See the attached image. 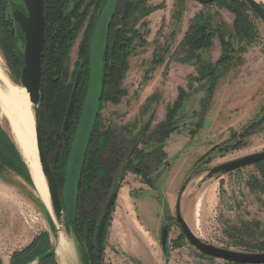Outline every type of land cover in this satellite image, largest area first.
I'll return each instance as SVG.
<instances>
[{"label":"rangeland","instance_id":"374dc122","mask_svg":"<svg viewBox=\"0 0 264 264\" xmlns=\"http://www.w3.org/2000/svg\"><path fill=\"white\" fill-rule=\"evenodd\" d=\"M257 1L264 4V0ZM147 3L157 8L134 26L140 35L133 42L135 50L129 57V71L123 81L122 90L127 95L121 96L118 103L102 101L98 127L110 128L120 148L127 144L126 139L138 137L148 119L152 121L145 135L164 119L166 107L176 98L177 86L184 87L186 99L175 121L177 129L164 142L167 156L163 158L158 151L141 162L133 156L132 166L143 169L142 174L115 170L120 186L113 210L109 211L106 243L98 264H238L203 255L190 245L175 225L174 204L187 178L180 198L181 215L197 237L239 251H256L264 246V183L260 167L251 164L206 178L208 169L215 165L264 150V121L260 122L264 118V23L251 10L246 11L255 25L253 40L248 43L236 37L235 15L214 3L197 0H148ZM20 4V0H0V64L12 82L22 85L19 54L23 43L11 15L12 7ZM84 9L87 15L66 51L65 85L68 86L74 84L80 69L87 28L99 12L92 0H85L78 12ZM198 12L209 16L211 25L220 28L225 40L230 39V58L216 64L212 90L210 77L196 80V63L182 65L177 61L181 55L177 53L180 42ZM77 14L72 18L74 22L79 21ZM222 52L218 35L212 39L209 49L199 50L204 62L211 65ZM154 53L160 55L161 62L150 74L148 69L153 65ZM147 73L151 76L145 83L143 76ZM149 96L156 99L146 102ZM33 109L31 103L32 114ZM251 124H255L252 133L240 136ZM0 126L9 134L5 117L0 116ZM140 140L137 149L149 151L155 147L147 136H140ZM49 156L54 160L52 152ZM22 160L29 171L23 157ZM145 177L150 179V187L144 183ZM62 185H58L59 195ZM121 190L128 198V210L122 206ZM97 207L102 213L103 206ZM164 225L168 229L166 251L162 250L160 237V228ZM43 231L48 233L50 243H55L44 204L33 183L15 170L1 167L0 258L3 263L8 264L13 252L24 248ZM69 245L67 264H89L74 240L69 239ZM55 259L59 264L56 256Z\"/></svg>","mask_w":264,"mask_h":264},{"label":"trees","instance_id":"16d2710c","mask_svg":"<svg viewBox=\"0 0 264 264\" xmlns=\"http://www.w3.org/2000/svg\"><path fill=\"white\" fill-rule=\"evenodd\" d=\"M85 0H43L45 28L44 43L42 48V68L40 78V103L38 107V121L40 124L41 144L44 152L48 157L52 169L55 174L56 185L63 183V177L67 162L68 150L71 139L75 132V128L81 113L82 104L86 92L87 80L89 74L90 59V41L95 21L87 28L86 36L83 41L82 57L79 74V84L75 96V104L73 107L72 117L66 130L63 129V121L66 108L69 102L73 84L65 85V62L66 51L70 42L73 40L75 33L81 26L82 19L87 15L84 9L78 12L80 6ZM148 0H119L109 28L108 43L103 58V81L104 88L102 100H110L112 103H118L120 97L125 94L122 90L121 80L128 68V57L134 50V40L140 35L135 24L141 19L149 15L157 6H149ZM204 4H216L219 7L226 8L231 11L235 17L233 20V29L236 37L250 43L255 33V25L247 10L257 16L251 7L244 0H197ZM104 0H92V4H96L99 11ZM91 4V3H89ZM78 14L79 21L74 22V13ZM99 13V12H98ZM98 16V14H97ZM96 16V18H97ZM142 26L146 27V22L142 21ZM218 35L222 44L223 52L218 61L214 65L204 62L199 50L209 49L212 45V39ZM9 37V35H8ZM14 37V36H13ZM230 39L225 40L223 32L219 27H213L209 16L198 12L192 18L189 26L180 42L179 50L181 55L177 61L181 63H196L197 78L203 80L206 76L212 79L209 89L212 90L216 80V64L230 58L229 47ZM161 62V57L154 53L153 63ZM76 74V75H77ZM75 77V76H74ZM185 91L182 87L178 89V95L172 106L168 108L165 119L158 123L157 126L145 135L151 123V119L143 126L139 132L141 138L147 136L148 141L158 145V149L162 151V144L168 138L169 134L176 129V112L181 107L185 98ZM264 121V118L260 122ZM258 121V123H260ZM255 123V124H258ZM254 125H249L243 129L240 136H247L252 133ZM237 135H234L236 137ZM135 139H126L127 144L119 148V144L112 134L110 128L100 130L98 127V118L90 138L88 149L86 152L76 207V220L71 224V230L74 232L76 226L79 227V241L84 244L83 258L86 263L98 264L102 259V253L106 243L107 229L110 220V212L114 207V200L117 194V188L120 186L116 177L115 170H127L124 168L126 156L129 155L135 145ZM142 141V140H141ZM50 152L54 155L51 160ZM137 158H143L151 153L145 150L137 151ZM163 154V153H162ZM260 167L263 183H264V161L255 163ZM8 167L15 170L18 174L32 184L27 168L22 157L8 133L0 126V169ZM59 192V190H58ZM108 202H111V208L107 217L106 224H100L102 216L100 208H104ZM102 230L97 234L95 229ZM183 235V234H182ZM50 244L48 233L43 231L32 241L26 251L30 252L29 258L46 250ZM98 244V245H97ZM166 251V249L164 250ZM256 251H264V246H260ZM98 261L95 263V261ZM47 264H51L48 263ZM93 261V262H92ZM56 264V263H54Z\"/></svg>","mask_w":264,"mask_h":264},{"label":"water","instance_id":"95a60500","mask_svg":"<svg viewBox=\"0 0 264 264\" xmlns=\"http://www.w3.org/2000/svg\"><path fill=\"white\" fill-rule=\"evenodd\" d=\"M20 1V8L13 9L11 13L14 26L17 30V36L23 43V50L21 51V55L19 54V79L22 86H24L27 90L29 100L34 106V133L37 158L40 171L45 180L49 205L53 213L52 215L55 217L56 223L61 228V231L64 233V235L73 241L74 236L72 235L73 232L71 230V224H73L76 220V207L81 172L90 138L92 136L100 109L104 86L103 58L108 43L110 24L115 14L119 0H104L95 20L90 41V61L87 88L81 113L69 145L61 195H59L57 189L54 171L41 144L40 124L37 117L41 98V58L45 27L43 0ZM244 1L264 23V5L257 0ZM78 80L79 74H77L75 77L69 102L66 108L63 121L64 130L68 128L72 117ZM259 161H264V150L250 153L215 165L208 169L206 178H212L215 175H221L244 166L255 164ZM28 172L32 180L31 173L30 171ZM186 183L187 181L181 187L177 197L175 206V219L180 225L181 232L187 239L188 243L192 245L198 252L206 256L219 258L238 264H264V251H239L216 246L201 240L191 231L187 223L184 221L180 211V198ZM42 203L44 204L43 200ZM44 207L46 220L50 227L52 237L55 239L57 238L56 224L53 221L51 214L49 213L45 204ZM110 208L111 202H108L102 214L100 221L101 225L104 224L105 219L109 214ZM167 236L168 229L167 227H163L161 232V246L163 251L166 249ZM55 249L56 245L54 243L51 244L50 249L46 253L41 254L38 259H42L43 257L47 256H56Z\"/></svg>","mask_w":264,"mask_h":264},{"label":"bare ground","instance_id":"6f19581e","mask_svg":"<svg viewBox=\"0 0 264 264\" xmlns=\"http://www.w3.org/2000/svg\"><path fill=\"white\" fill-rule=\"evenodd\" d=\"M0 116L8 121L9 134L18 147L31 173L37 194L43 200L46 208L57 227L55 238L56 258L59 264H67L70 255L69 238L64 235L51 213L48 192L44 177L40 171L37 158L34 133V117L31 111V102L24 86L10 80L0 64ZM37 161V162H36ZM120 200L124 209H129V201L124 190L120 192Z\"/></svg>","mask_w":264,"mask_h":264},{"label":"flooded vegetation","instance_id":"af4514ba","mask_svg":"<svg viewBox=\"0 0 264 264\" xmlns=\"http://www.w3.org/2000/svg\"><path fill=\"white\" fill-rule=\"evenodd\" d=\"M263 4V3H262ZM264 5V4H263ZM16 8H20V6H18V7H12V10L13 9H16ZM254 12V11H253ZM255 13V12H254ZM256 14V13H255ZM257 15V14H256ZM12 23L14 24V21L12 20ZM6 25H9L8 23H5ZM45 28V27H44ZM92 36V35H91ZM129 57H130V55H129ZM129 57H128V59H127V61H128V68H127V70H126V72H125V75H124V77H123V79L121 80V87L123 86V81H124V79L126 78V75H127V72L129 71ZM179 62V61H178ZM151 63L153 64L151 67H149V69H148V72L150 73H152V72H154L155 70H156V68L158 67L157 65L158 64H154L153 63V59H152V61H151ZM180 64H182V65H184L185 63H181V62H179ZM149 73H147L146 75H144L143 76V80H144V82L145 83H147L149 80H150V76L151 75H149ZM150 73V74H151ZM89 75V74H88ZM88 82V81H87ZM78 84H79V80H78ZM182 87V86H181ZM87 88V87H86ZM103 88H104V86H103ZM182 89L183 90H185L184 89V87H182ZM86 93V92H85ZM102 94H103V92H102ZM125 96L127 95V91H126V93L124 94ZM177 95H178V86H177ZM177 95H176V98H177ZM85 97V96H84ZM150 97V96H149ZM147 98V97H146ZM175 98V99H176ZM156 99V97H150L148 100H146L145 99V101L147 102V101H149V100H155ZM175 99H174V101H175ZM185 99L186 98H184V100H183V102H182V105H181V107L177 110V112H176V119H178V114H179V111H180V109L183 107V104H184V101H185ZM102 98H101V103H102ZM144 101V102H145ZM173 101V102H174ZM173 102L169 105V106H167L166 107V109H165V116H164V119H165V117H166V114H167V111H168V108L169 107H171L172 106V104H173ZM101 103H100V107H101ZM100 110V109H99ZM98 114H99V112H98ZM97 118H98V116H97ZM164 119H162V120H160V121H158L157 123H156V126H157V124L158 123H160V122H162ZM149 120V119H148ZM96 121H97V119H96ZM152 121V120H151ZM177 121V120H176ZM146 124V123H145ZM144 124V125H145ZM142 128H143V126H142ZM176 129H177V127H176ZM141 131V130H140ZM9 135V134H8ZM170 135V134H169ZM10 136V135H9ZM135 139V138H134ZM167 139V138H166ZM141 141L140 140V137H139V134H138V137H136V140H135V145H134V147L132 148V150H131V152L129 153V155H127L126 156V160H125V162H124V168L125 167H128L127 168V170L126 171H134V172H138L139 174H142L144 171H143V169H141V168H138V167H136V166H132V163H131V158L134 156L139 162H141L144 158H146L147 156H149L150 154H153V153H156V152H160V154H161V156L164 158V157H166L167 156V154H166V152L164 151V149H163V145H164V142H163V144H162V151H160L157 147H158V145L157 144H155V147H153L151 150H149L148 152H150L151 151V153L150 154H148V155H146V156H144L143 158H137L138 156H137V151L138 150H143V149H137V141ZM213 150V149H212ZM163 153V154H162ZM162 158V159H163ZM201 160V159H200ZM166 164V163H165ZM186 181H188V179L186 178L184 181H183V184L186 182ZM144 183L146 184V185H148L149 187L151 186V183H150V179L148 178V177H145V180H144ZM183 184H182V186H183ZM181 186V187H182ZM186 186V185H185ZM181 187H180V189H181ZM185 189V188H184ZM184 191V190H183ZM179 192H180V190H179ZM179 192H178V195H179ZM178 195H177V197H178ZM132 197L134 198L135 196H134V194L132 195ZM117 198V197H116ZM115 198V199H116ZM176 202H177V198H176V201H175V204H174V212H175V206H176ZM180 211H181V204H180ZM102 214H103V211H102V213H101V216H102ZM109 215V214H108ZM183 217V216H182ZM106 221H107V218H106V220H105V224H106ZM174 221H175V225H177L178 227H180V225L176 222V219H175V217H174ZM165 227H166V225H164ZM162 228L163 227H161L160 228V237H161V232H162ZM180 229H181V227H180ZM94 232L96 233V236H98L97 234H99V233H101L102 232V230H100L99 228L98 229H95L94 230ZM41 233V232H40ZM39 233V234H40ZM78 233H80V230H79V227L78 226H76V228H75V230H74V232H73V236H74V241L76 242V244H77V246H79V248H80V250L82 251V253H83V248H84V244L82 243V242H80L79 241V238H78ZM39 234L37 235V236H35L24 248H22V249H20V250H18V251H15V252H13L12 253V255L10 256V258H9V261H8V264H47V261L46 260H48V263H51V264H54V263H56V264H58L57 263V261H56V259H55V256H47V257H43L42 259H38V257L41 255V254H44V253H46L49 249H50V247H51V243L48 245V247L46 248V250L45 251H43V252H40V253H38L37 255H34L32 258H29V256H30V252H28V251H26V249L29 247V245L32 243V241L34 240V239H36L38 236H39ZM183 233L181 232L180 233V235H182ZM98 245V244H97ZM94 261V260H93ZM0 264H4L3 263V261H2V259L0 258Z\"/></svg>","mask_w":264,"mask_h":264},{"label":"crops","instance_id":"0c3cea01","mask_svg":"<svg viewBox=\"0 0 264 264\" xmlns=\"http://www.w3.org/2000/svg\"><path fill=\"white\" fill-rule=\"evenodd\" d=\"M146 227V226H145ZM152 231V230H151Z\"/></svg>","mask_w":264,"mask_h":264}]
</instances>
